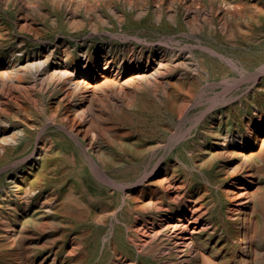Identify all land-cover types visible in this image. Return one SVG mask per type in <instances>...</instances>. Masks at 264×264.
<instances>
[{
	"label": "rangeland",
	"instance_id": "rangeland-1",
	"mask_svg": "<svg viewBox=\"0 0 264 264\" xmlns=\"http://www.w3.org/2000/svg\"><path fill=\"white\" fill-rule=\"evenodd\" d=\"M0 264H264V0H0Z\"/></svg>",
	"mask_w": 264,
	"mask_h": 264
},
{
	"label": "bare ground",
	"instance_id": "bare-ground-1",
	"mask_svg": "<svg viewBox=\"0 0 264 264\" xmlns=\"http://www.w3.org/2000/svg\"><path fill=\"white\" fill-rule=\"evenodd\" d=\"M165 66V65H164ZM40 68V67H39ZM37 74V73H36ZM55 75V74H54ZM24 78V77H23ZM68 78V77H67ZM20 79H22V78H20ZM63 81H64V79H63ZM63 86V85H62ZM21 106V105H20ZM7 132H9L8 131V129H5V135L2 137V141H7V142H9V143H14V144H16V143H18L19 141H20V138H21V136L22 135H24L25 134V130L24 129H22V128H17V130H15V131H13L12 133H10V134H8ZM91 147V146H90ZM93 147H95V146H93ZM94 150V149H93ZM102 159V158H101ZM73 160V159H72ZM106 160V159H105ZM110 167V166H109ZM237 168L238 167H235V168H231L232 170L229 172L230 174H234L236 171H238L237 170ZM239 172V171H238ZM250 173V172H249ZM67 175V174H66ZM169 184H168V186L166 187V193L167 194H171V193H173V192H177V194L179 195L180 194V192L182 191V185H180V184H176V182H168ZM150 183H148V185H149ZM164 185V184H163ZM167 185V184H166ZM36 188H40V190L38 191V192H36V194L35 195H33L34 197H38L39 195H41V193H42V189H41V187H35V189L34 190H36ZM18 191V190H17ZM33 194V193H32ZM180 196V195H179ZM175 197V196H174ZM173 197V198H174ZM181 197V196H180ZM97 199V198H96ZM247 206V205H246ZM245 206V207H246ZM17 209V208H16ZM127 209V208H126ZM169 209V208H168ZM24 210V209H23ZM113 211H114V209H113ZM110 212H108L107 214H109ZM112 214V213H111ZM126 214V213H125ZM140 214V213H139ZM28 215V214H27ZM113 215V214H112ZM33 216V215H32ZM98 219V218H97ZM244 219H245V214L244 213H242L239 217H237V220L238 221H240V224H239V229L236 231L238 234H241V233H243V232H245V230H246V225H245V221H244ZM100 222V221H99ZM96 223V222H95ZM179 224V223H178ZM176 225V224H175ZM182 226L181 227H184L183 229H186L187 228V226H184L183 225V223L181 224ZM177 226V225H176ZM178 227V226H177ZM176 227V228H177ZM192 231V230H191ZM242 242H246V240L245 239H243L242 240ZM115 252V251H114Z\"/></svg>",
	"mask_w": 264,
	"mask_h": 264
}]
</instances>
